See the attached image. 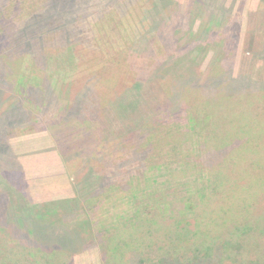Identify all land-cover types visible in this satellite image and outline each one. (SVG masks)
I'll use <instances>...</instances> for the list:
<instances>
[{
	"label": "rangeland",
	"instance_id": "obj_1",
	"mask_svg": "<svg viewBox=\"0 0 264 264\" xmlns=\"http://www.w3.org/2000/svg\"><path fill=\"white\" fill-rule=\"evenodd\" d=\"M20 58L53 93L6 86ZM21 103L37 125L0 134V264L21 234L30 254L43 244L24 216L57 200L33 196L13 151L35 132L52 134L72 209L84 176L117 170L111 196L85 199L93 236L53 243L69 264H264V0H0V117Z\"/></svg>",
	"mask_w": 264,
	"mask_h": 264
},
{
	"label": "trees",
	"instance_id": "obj_2",
	"mask_svg": "<svg viewBox=\"0 0 264 264\" xmlns=\"http://www.w3.org/2000/svg\"><path fill=\"white\" fill-rule=\"evenodd\" d=\"M43 60L46 61L47 64H50L51 60L47 61V57L43 58ZM6 71H10V72H7V75L4 78V83L6 84V86L10 85L14 87L15 84H18L19 86L17 88L20 87L21 90H24V91L26 90L35 91L37 89L39 90V87H42L43 93H53L54 92L51 88L52 87L51 84L53 82V75L43 73L44 78H40L39 76H37L38 80L33 81L36 75L37 74L39 75V72L37 70H34L31 67H26V62L22 58L15 60V61L8 60ZM30 76H35V77L30 78ZM23 78L27 80L26 83H24ZM82 99H83V95L82 93H80L76 97L78 104L82 105V109H80L79 111L80 113L83 110H85L86 107H88V105H85ZM75 104L76 103L71 105L70 108L66 110L67 113L65 114V117H63L64 119H67L69 114L73 112L71 107H74ZM16 109H18V112H14V110ZM25 109L26 107H25V104L23 103H21L20 105H13L11 109L8 107L5 109H1L3 113L1 114V117H0V124H1L0 134L4 132L13 133V131L11 130H14L16 127H19V128L24 127L27 129L29 128L28 125H30V127L36 126L37 121L33 122V119L31 118L32 113H30V111L26 112ZM94 109H96V106H93L92 108H88L87 110L90 111ZM7 111H9L8 112L9 117L3 122L1 119L5 118L4 116H6ZM12 111L13 113H11ZM21 111H25L26 113H23ZM76 113H78V111ZM76 113L74 112L73 114H76ZM195 117H196L195 115H192V116L190 115L189 120ZM262 144L264 147V140ZM2 148L7 150V148L4 146H2ZM262 156L264 155H260V157ZM247 159L253 163L256 159H259V154L255 153L253 157L247 158ZM114 170L115 169H113L112 172H110V174L112 177L115 178L116 176L115 174H117V170L115 171ZM139 170L140 169H138V171ZM126 172L129 175H131L130 169H127ZM93 173L94 172L86 174V176L92 177ZM111 176L103 177L97 180V182H95L96 186L93 185L90 178L88 179V181L90 180L91 184H88L84 176L82 187L74 188L76 190V193H78V195L80 196L78 197V200H77L78 203H82V205L80 206L79 205H77V207L75 206V208L77 209L71 208V204L75 201V198L50 200V201H45L42 203L33 202L32 208L36 210L34 212L31 211L30 213L26 214L27 216L26 215L24 216L25 219L27 220V223L24 226H22V228L24 230L29 229L30 233H32L33 235H36V238H38V240L39 239L42 240L44 245H49V246L48 248H45V247H42L43 244H40V246L35 248L32 254H30L27 252L30 250V248H27V245H26L29 243L28 241L25 240L27 236L21 234L22 236H24L23 245H22V248H20V250H18L17 252H12V254H10V257L13 258L12 264H69L67 260V255H69V251L65 250L63 245L73 246L76 243L85 242V239L87 238L89 239L93 236V232L95 228L91 223V216L89 214L90 211L87 209V203H86L87 199L86 198H90L91 200L94 201L96 199L102 200L103 198L101 197L111 196L114 192L113 187L117 186V183L114 181V179ZM125 182L126 181L120 182V184L125 185ZM24 184H25L24 186H26V183ZM58 210H59L60 215L56 216L58 213ZM60 210H64V211L60 212ZM76 211L80 213L84 212V214L86 213L88 216V219L86 217V218H82L80 221H75L74 225H72L73 227L70 230H66L67 232L65 231H62L61 233L53 232L54 230L57 231L55 226H57L58 224H60V226H62V224H65V221L68 220L67 218L69 214L74 213ZM141 211L145 213L146 209L144 207H141ZM64 215H65V218H64ZM131 225H132V222H130V220H127L122 223L121 229H125V228L129 229ZM54 234H57V235H54ZM103 234L104 232L96 233L97 236H101ZM100 241L101 243H99L98 246L103 247V240H100ZM56 242H60L61 244H63L62 248L58 247L59 246L58 244L57 245L53 244ZM109 242L110 243L108 244H111L112 241H109ZM166 261L165 259L164 260L160 259L156 261L154 264H170L168 263L169 261L167 262Z\"/></svg>",
	"mask_w": 264,
	"mask_h": 264
},
{
	"label": "crops",
	"instance_id": "obj_3",
	"mask_svg": "<svg viewBox=\"0 0 264 264\" xmlns=\"http://www.w3.org/2000/svg\"><path fill=\"white\" fill-rule=\"evenodd\" d=\"M28 134V133H27ZM25 135L28 139L13 144L22 172L33 196L38 200L71 197V177L55 150L52 134L45 132Z\"/></svg>",
	"mask_w": 264,
	"mask_h": 264
}]
</instances>
